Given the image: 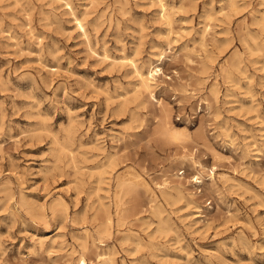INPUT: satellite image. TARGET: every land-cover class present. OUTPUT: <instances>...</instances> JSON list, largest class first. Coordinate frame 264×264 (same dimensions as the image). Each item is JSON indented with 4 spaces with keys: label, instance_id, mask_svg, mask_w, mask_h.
<instances>
[{
    "label": "rangeland",
    "instance_id": "obj_1",
    "mask_svg": "<svg viewBox=\"0 0 264 264\" xmlns=\"http://www.w3.org/2000/svg\"><path fill=\"white\" fill-rule=\"evenodd\" d=\"M162 1L0 0V264H264V1Z\"/></svg>",
    "mask_w": 264,
    "mask_h": 264
},
{
    "label": "bare ground",
    "instance_id": "obj_2",
    "mask_svg": "<svg viewBox=\"0 0 264 264\" xmlns=\"http://www.w3.org/2000/svg\"><path fill=\"white\" fill-rule=\"evenodd\" d=\"M264 1V0H263ZM158 2H159V11H160V16L163 18V19H165V21L167 22V20H168V14L169 13H167V9L168 8H166L167 6L165 5V3L162 1V0H158ZM264 3V2H263ZM67 4V3H66ZM168 4V3H167ZM235 5V4H234ZM235 7V6H234ZM70 8V7H69ZM213 10V9H212ZM158 11V12H159ZM71 12V11H70ZM212 14V13H211ZM73 15V14H72ZM75 16V15H74ZM208 17H210V16H208ZM170 18V17H169ZM162 20V19H161ZM174 20V19H173ZM210 20V19H209ZM259 20H261V19H259ZM78 22V20L76 21V23ZM170 23V22H169ZM168 23V24H169ZM262 23H264V19L262 20ZM167 24V23H166ZM260 24H261V21H260ZM263 25V24H262ZM79 26V25H78ZM165 26V25H164ZM80 27H82V26H80ZM79 27V28H80ZM169 27V26H168ZM171 29V28H170ZM204 30H205V28H204ZM208 30V29H207ZM169 32V31H168ZM204 32V31H203ZM167 33V32H166ZM171 33V32H170ZM205 33V32H204ZM169 34V33H168ZM203 34V33H202ZM205 36V35H204ZM252 38V37H251ZM216 40H217V38H216ZM253 40V39H252ZM195 42V41H194ZM193 42V43H194ZM205 42V41H204ZM213 43V42H212ZM247 46V45H246ZM187 47V46H186ZM202 47V46H201ZM248 47V46H247ZM203 49V48H202ZM251 49V48H250ZM250 49H248L249 51H250ZM256 49V48H255ZM205 50V49H204ZM166 51V50H165ZM165 51L164 50H162V51H160L159 53H155V52H153V53H155V55H156V57L153 59V58H149L148 59V62H147V64L145 65V68L144 69H142V68H140V67H137V65H133L134 66V70H135V73H136V75H137V80H138V85L137 86H139V87H141L142 89H144V90H148L149 91V93L152 91V89L153 88H155L156 87V84H157V82H156V77H155V75H156V73L158 72V71H160V67L158 66L159 64H161V62H162V60H163V58L165 57ZM207 51V50H206ZM260 51V50H259ZM208 52V51H207ZM250 52H252V51H250ZM206 53V52H205ZM234 53H235V51H234ZM209 54V53H208ZM208 54H207V56H205V57H207V59H208ZM249 54V53H248ZM232 55V54H231ZM234 56H235V54H233ZM232 55V56H233ZM201 58V57H200ZM212 60V59H211ZM230 60V59H229ZM132 63V62H131ZM232 63V62H231ZM210 64V63H209ZM226 64V63H225ZM230 64V63H229ZM204 65V64H203ZM212 65V64H211ZM236 65V64H235ZM229 67H231V66H229ZM237 67H235V69H236ZM239 69V68H238ZM205 70V69H204ZM228 70V69H227ZM227 70H226V73H227ZM233 70H234V68H233ZM225 72V71H224ZM206 73V72H205ZM218 73V72H217ZM210 75V74H209ZM225 75V74H224ZM229 76V75H228ZM226 77V76H225ZM213 78V77H212ZM231 78V77H230ZM225 80V79H224ZM231 81L233 80V79H230ZM136 86V87H137ZM215 86V85H214ZM217 89V88H216ZM209 90V89H208ZM215 90V89H214ZM210 91H212V93H213V90L211 89ZM218 91V90H217ZM211 93V92H210ZM214 94V93H213ZM151 96L152 97H154L153 96V94L151 93ZM214 97V96H213ZM209 99V98H208ZM144 102V101H143ZM157 115V114H156ZM166 117H167V114H166V111L164 112V115H163V120H162V126H163V132H161V131H159L160 132V134L162 133H164V134H166V136H167V134H168V136L172 139V138H175L174 140H176V139H178V138H181L182 139V137L179 135V133L176 131V130H173L172 128H169V127H167L168 125H167V120L169 119H166ZM162 118V117H161ZM158 132V131H157ZM159 132H158V134H159ZM186 132V131H185ZM156 133V132H155ZM159 134V135H160ZM163 134V135H164ZM183 135H185V134H183ZM190 135V134H189ZM162 136V135H161ZM164 137V138H168V136L167 137ZM188 135L186 134L185 135V137H187ZM191 137V136H190ZM170 139V140H171ZM177 140V142L179 141V142H183V141H185L186 139H189L188 137L185 139V140ZM68 140V139H67ZM165 140V139H164ZM166 140H168V139H166ZM189 140H191V139H189ZM65 141V140H64ZM188 141V140H187ZM193 141V140H192ZM66 143H67V141H66ZM186 144V143H185ZM63 146V145H62ZM64 146H65V144H64ZM182 146V145H181ZM62 148V147H61ZM60 148V149H61ZM180 148V147H179ZM182 148H184V147H182ZM65 149V148H64ZM216 155V154H215ZM110 158V157H109ZM108 158V159H109ZM107 160V159H106ZM109 161V160H108ZM65 162V161H64ZM192 164H193V166H194V170H195V172L190 176V178H187L186 180H187V182L189 183V184H191V185H193V186H195L194 187V189H197V186L199 185V184H201L202 182H203V177H205V175H207L208 173L206 172V170H205V167L198 161V160H192ZM111 165H112V163H111ZM198 167V168H197ZM177 172V174H180V173H182L184 170H176ZM212 171V170H211ZM211 176V175H210ZM124 177V176H123ZM127 177V176H126ZM179 178V177H178ZM184 178V177H183ZM180 182L181 181H179V183L178 184H174V185H171V187L169 186V188H171V189H173V190H175V192L177 193V195H180V196H182L183 195V187H182V185L180 184ZM124 183H126L125 181H122L121 182V184L120 185H122V184H124ZM125 185V184H124ZM123 185V186H124ZM129 186V185H128ZM129 188V187H128ZM162 188H165V189H162V192L163 193H166L167 194V184H166V182L164 181V183H163V186H162ZM123 191V190H122ZM188 193H190V194H194L195 192L194 191H189ZM119 197V196H118ZM116 198V197H115ZM119 199V198H118ZM174 201V200H173ZM58 202V201H57ZM60 202V201H59ZM62 202H64V201H62ZM62 202H61V204H62ZM167 203V202H166ZM187 204V203H186ZM54 205H55V203H54ZM51 207V206H50ZM59 209H60V207H59ZM44 210V209H43ZM159 211V210H158ZM152 212V211H151ZM157 215H158V213H157ZM159 216V215H158ZM160 221V220H159ZM164 222V221H163ZM164 224H165V222H164ZM168 224V223H167ZM158 226V225H157ZM156 228V227H155ZM159 228H160V226H159ZM165 229V228H164ZM161 231V230H160ZM107 232V231H106ZM92 244V243H91ZM111 253V252H110ZM97 255L99 256V258H101L102 259V261L103 262H105L106 263V261H107V264H108V259H109V257L112 255V253H111V255L109 254V255H107V253H105V252H101V253H97ZM109 256V257H108ZM80 261H81V264H85L86 262H85V260H84V256H80ZM102 261H99V262H102ZM114 262V261H113ZM114 264V263H113Z\"/></svg>",
    "mask_w": 264,
    "mask_h": 264
}]
</instances>
